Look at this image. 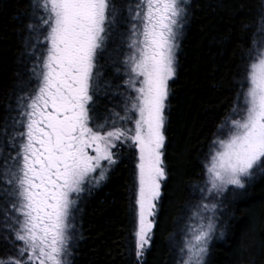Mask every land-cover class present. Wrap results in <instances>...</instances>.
<instances>
[{
	"label": "snow or ice",
	"instance_id": "snow-or-ice-1",
	"mask_svg": "<svg viewBox=\"0 0 264 264\" xmlns=\"http://www.w3.org/2000/svg\"><path fill=\"white\" fill-rule=\"evenodd\" d=\"M190 2L127 0L120 8L116 0H28L31 76L0 145V197L10 204L4 239L15 251L0 256V264H74L82 196L108 180L125 147L135 157L131 253L134 264H144L168 178L170 82L177 77ZM243 27L250 35L237 44V91L203 154L201 196L191 206L195 224L188 226L177 264H208L210 245L217 233L224 237L231 217L225 193L245 197L264 180V0L257 19ZM114 35L127 49L116 68L124 99L121 111L101 117L99 61Z\"/></svg>",
	"mask_w": 264,
	"mask_h": 264
},
{
	"label": "trees",
	"instance_id": "trees-1",
	"mask_svg": "<svg viewBox=\"0 0 264 264\" xmlns=\"http://www.w3.org/2000/svg\"><path fill=\"white\" fill-rule=\"evenodd\" d=\"M28 0H0V145L6 143L2 129L14 111L17 97L27 91L32 67L31 49L25 44L29 20ZM123 8L127 0H116ZM262 0H191L190 16L180 39L178 73L170 82L165 149L168 178L156 216L153 243L144 264H177L179 247L191 224V207L200 200L203 154L212 133L233 104L234 83L240 67L237 44L250 35L244 24H252ZM123 25L117 32L123 30ZM118 35L99 61L103 73L98 89V116L121 111L124 86L116 71L123 52ZM120 85L119 88L116 86ZM11 151L5 148V154ZM134 150L121 149V158L108 180L91 194H84L76 213L74 264H134L132 217L129 210L134 183ZM14 154V151L13 153ZM3 160L0 157V172ZM4 187L0 180V189ZM231 201V217L223 238L213 239L208 264H264V180H258L248 196ZM224 199V197H221ZM0 197V256L13 255L4 239V209Z\"/></svg>",
	"mask_w": 264,
	"mask_h": 264
},
{
	"label": "rangeland",
	"instance_id": "rangeland-1",
	"mask_svg": "<svg viewBox=\"0 0 264 264\" xmlns=\"http://www.w3.org/2000/svg\"><path fill=\"white\" fill-rule=\"evenodd\" d=\"M14 155V154H13ZM195 224V221L192 220L191 224L190 225H194ZM12 249H14L12 246H11Z\"/></svg>",
	"mask_w": 264,
	"mask_h": 264
}]
</instances>
